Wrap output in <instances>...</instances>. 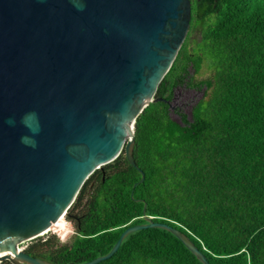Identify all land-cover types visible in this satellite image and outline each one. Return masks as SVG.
I'll return each mask as SVG.
<instances>
[{
	"label": "trees",
	"instance_id": "trees-1",
	"mask_svg": "<svg viewBox=\"0 0 264 264\" xmlns=\"http://www.w3.org/2000/svg\"><path fill=\"white\" fill-rule=\"evenodd\" d=\"M204 64L212 76L194 81ZM180 85L203 87L205 97L175 117ZM156 96L164 99L135 122L145 179L122 150L80 188L69 208L79 216L72 239L37 236L31 255L80 264L147 214L189 234L212 264H264V0H192L188 34ZM63 227L60 219L52 229ZM95 264L204 263L171 231L146 227Z\"/></svg>",
	"mask_w": 264,
	"mask_h": 264
},
{
	"label": "water",
	"instance_id": "water-1",
	"mask_svg": "<svg viewBox=\"0 0 264 264\" xmlns=\"http://www.w3.org/2000/svg\"><path fill=\"white\" fill-rule=\"evenodd\" d=\"M192 0H0V261L52 264L19 243L69 214L85 180L125 150L190 28ZM133 195V191H132ZM146 212V208L144 209ZM204 264L189 234L145 214Z\"/></svg>",
	"mask_w": 264,
	"mask_h": 264
},
{
	"label": "rangeland",
	"instance_id": "rangeland-1",
	"mask_svg": "<svg viewBox=\"0 0 264 264\" xmlns=\"http://www.w3.org/2000/svg\"><path fill=\"white\" fill-rule=\"evenodd\" d=\"M213 74V70L210 69L206 64L203 65L200 72H193V80L197 81L205 77H210ZM205 89L203 87H187V85H180L176 88L175 98L172 100V113L175 117L176 108L180 106L184 111L190 113V108L195 100L201 97H205ZM69 212V211H68ZM64 227L62 230H48L41 236L46 237L49 233H55L59 238L60 242L70 241L73 235L76 233V221L65 215L62 218ZM32 239L24 242V245L28 244Z\"/></svg>",
	"mask_w": 264,
	"mask_h": 264
},
{
	"label": "bare ground",
	"instance_id": "bare-ground-1",
	"mask_svg": "<svg viewBox=\"0 0 264 264\" xmlns=\"http://www.w3.org/2000/svg\"><path fill=\"white\" fill-rule=\"evenodd\" d=\"M63 217H61L60 219H62ZM60 219L58 221H56V222H53L48 230H51L52 228H54L57 225V223L60 221Z\"/></svg>",
	"mask_w": 264,
	"mask_h": 264
},
{
	"label": "flooded vegetation",
	"instance_id": "flooded-vegetation-1",
	"mask_svg": "<svg viewBox=\"0 0 264 264\" xmlns=\"http://www.w3.org/2000/svg\"><path fill=\"white\" fill-rule=\"evenodd\" d=\"M0 262H2V264H15V263L11 262V261L8 260V259L2 260V261H0Z\"/></svg>",
	"mask_w": 264,
	"mask_h": 264
},
{
	"label": "built area",
	"instance_id": "built-area-1",
	"mask_svg": "<svg viewBox=\"0 0 264 264\" xmlns=\"http://www.w3.org/2000/svg\"><path fill=\"white\" fill-rule=\"evenodd\" d=\"M24 242H25V241L19 243V246H18L19 249L26 248L27 244L24 245Z\"/></svg>",
	"mask_w": 264,
	"mask_h": 264
}]
</instances>
